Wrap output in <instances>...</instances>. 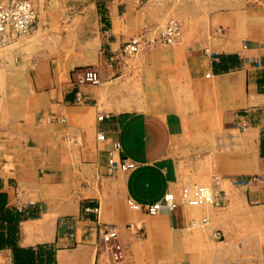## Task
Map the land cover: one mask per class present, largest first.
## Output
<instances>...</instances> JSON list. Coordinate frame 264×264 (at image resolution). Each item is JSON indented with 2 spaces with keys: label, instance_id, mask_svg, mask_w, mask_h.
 Returning <instances> with one entry per match:
<instances>
[{
  "label": "crops",
  "instance_id": "obj_1",
  "mask_svg": "<svg viewBox=\"0 0 264 264\" xmlns=\"http://www.w3.org/2000/svg\"><path fill=\"white\" fill-rule=\"evenodd\" d=\"M94 1L72 0L61 12L40 5L31 38L40 35L42 41L18 47L21 62L0 68L6 89L18 79L25 94L9 119L12 98L0 90V254L9 264H202L209 235L190 227L196 210L179 205L149 212L170 193L180 199L185 182L180 162L191 140L187 119L163 110L164 87L155 92L144 84L139 96L119 93L116 83L81 82L87 68L102 64L145 25L160 22L172 6L162 8L154 0ZM223 25L231 28L234 22ZM248 34L247 41L258 44L248 53L239 41L205 35L169 50L154 49L151 58L158 65L185 58L201 91L227 98L223 118L238 129L247 125L260 175L246 196L264 214V65L254 61L256 55L264 60V36ZM10 41L7 36L0 47ZM8 53L0 55L10 58ZM102 115L109 118L99 122ZM99 132L107 143L97 141ZM115 141L122 159L135 162L136 169L110 172L107 149ZM105 225L117 230L114 245L121 261L101 241Z\"/></svg>",
  "mask_w": 264,
  "mask_h": 264
},
{
  "label": "rangeland",
  "instance_id": "obj_2",
  "mask_svg": "<svg viewBox=\"0 0 264 264\" xmlns=\"http://www.w3.org/2000/svg\"><path fill=\"white\" fill-rule=\"evenodd\" d=\"M29 1L37 9L42 5L43 10L61 12L66 7H70L69 3L72 0ZM76 1L95 2L94 0ZM144 1L141 0L139 3ZM154 1L162 8L172 6V10L157 24L145 25L142 33L149 30L151 35L148 37L153 39L168 21L176 20L181 25V36L178 40L173 44L145 46L130 57L122 54L127 41L108 59L105 58L102 64L87 68L85 73H91V80L84 83L94 87H101L104 83L110 85L116 83L115 90L119 93L127 95L132 91L139 96L144 84L152 87L155 92L158 87H164L159 96L163 110L166 113L182 114L191 126L190 144L180 162L182 178L185 181L181 190L190 185L207 186L217 195V200H222L220 206L216 207H188L197 211L193 218L195 224L190 227L196 232L209 235L205 236L207 245L202 244V264H264V223L262 222L264 214L258 212V204L246 196L249 190H255L260 175L257 171L256 146L251 147L247 143L249 138L247 125L242 124L238 129L233 121L223 118L222 111L229 107L226 103L227 98L209 96L208 93L201 91L198 83L190 79L185 58H180L178 63L163 65L156 64L151 58L154 49L169 50L200 40L205 35L210 39L216 38L221 41H239L241 50L248 53L249 49L258 46L247 41L250 35L248 32L253 31L260 37L264 36V0ZM175 10H179L176 11L177 14ZM260 14L262 17L258 18L257 15ZM229 19L233 20L234 26L226 28L223 22ZM34 27L25 36L10 37L11 41L6 44V47L10 46L8 47L10 51L4 50V46L0 47V53H13L10 58L0 55V68L7 63L13 66L14 62L17 64L20 61L18 47L34 42L35 39L39 45L42 41L40 35L31 38ZM261 48L264 49L263 46ZM34 54V49L30 50L28 60H32ZM254 61L264 65L261 56L256 55ZM105 69L110 70L108 75L101 74ZM157 69L162 70L163 73H157ZM1 74L0 71V90L5 94L7 91L12 98L9 100L12 101L7 112L8 118L11 119L17 115L14 108L18 98L21 99L25 95L24 86L17 79L8 91ZM154 95V92L150 94V96ZM100 104L106 107L103 102ZM253 152L254 156L250 154ZM224 163L227 165L224 166ZM204 218L208 219L207 225L203 223ZM130 229L135 230V227ZM214 233L219 234V239L213 237ZM1 257L6 255L2 253ZM0 264L4 263L0 262Z\"/></svg>",
  "mask_w": 264,
  "mask_h": 264
},
{
  "label": "built area",
  "instance_id": "obj_3",
  "mask_svg": "<svg viewBox=\"0 0 264 264\" xmlns=\"http://www.w3.org/2000/svg\"><path fill=\"white\" fill-rule=\"evenodd\" d=\"M39 18L38 10L29 0H0V41L7 36H25L28 34ZM149 30L137 36L128 42L123 49L124 56H133L137 54L145 46H153L157 44H173L181 36V25L176 20L168 21L163 30L157 37L149 39ZM260 67L261 64L258 63ZM91 73H84L81 82L91 80ZM109 116L102 115L98 117L99 122H103ZM97 141L101 144L107 143L108 139L103 132L97 135ZM122 148L118 141L111 142L107 149L108 166L111 173L115 172H130L137 168V164L133 161L124 160L121 157ZM222 200H217L210 187L190 185L181 190L180 199L176 194L170 193L165 196L164 202L154 205L150 208V214H156L168 208H173L179 205L185 207H216L220 206ZM87 212L99 213V209H87ZM203 223L207 224L208 219L204 218ZM130 228L135 227L129 225ZM101 241L107 251L111 252L115 261H121L122 255L118 247L114 245L117 240V230L113 226L105 225L100 228ZM213 237L219 239V234L214 233Z\"/></svg>",
  "mask_w": 264,
  "mask_h": 264
},
{
  "label": "bare ground",
  "instance_id": "obj_4",
  "mask_svg": "<svg viewBox=\"0 0 264 264\" xmlns=\"http://www.w3.org/2000/svg\"><path fill=\"white\" fill-rule=\"evenodd\" d=\"M0 262L1 263H4V264H8L9 263V258H7V257H1L0 258Z\"/></svg>",
  "mask_w": 264,
  "mask_h": 264
}]
</instances>
